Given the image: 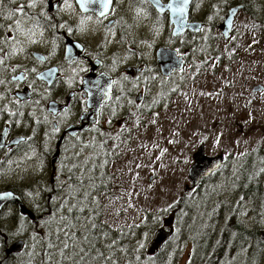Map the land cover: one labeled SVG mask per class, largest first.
Instances as JSON below:
<instances>
[{
  "label": "rangeland",
  "instance_id": "1",
  "mask_svg": "<svg viewBox=\"0 0 264 264\" xmlns=\"http://www.w3.org/2000/svg\"><path fill=\"white\" fill-rule=\"evenodd\" d=\"M24 1L10 0L11 9L3 11L6 29L1 38L5 46L0 53V71L6 73L2 71L0 74V104L3 94L10 89L8 85H1L3 75L10 78L12 71L27 64L32 66V50L39 47L34 43L31 31L27 32L28 23L19 20L17 11L22 10ZM254 2L264 5L262 0ZM239 11L234 15L228 36L218 31V37L212 44L204 42L197 52L186 56L188 60L186 63L183 61L182 69H175L169 75L160 68L150 70L153 82L148 87L146 79L149 74L135 86L129 83L122 88L117 87L115 99L105 104L101 134L86 135V141L79 144V148L73 146L72 150H66L61 162L56 164V171L63 179L61 187L65 181L68 185L67 170L78 163L96 165L101 177L104 169L108 168L106 188L115 196L108 208L112 226L118 227L120 223L131 225L145 212L152 215L153 224L148 225L153 227L152 231H145L134 244L139 253L149 254L148 246L158 230L174 231L172 239L178 232L174 205L182 195L191 194L196 189L189 178V169L200 146H205L207 156H224L225 164L227 158L230 159L227 172H231V176L249 155H254L256 164L264 158V43L260 44L256 39V34L264 33V23L258 30L256 20L248 21L243 11ZM139 47L137 50L145 53L141 59L151 62L147 55L150 46ZM256 86L263 89L255 91ZM141 92L146 95L139 101L137 96ZM4 97L7 104L10 95ZM75 119L76 116L71 120ZM5 122L4 117H0V128ZM106 144L110 155L116 156L110 164L103 157ZM28 159L17 162V166L9 161L6 168L9 173L0 177V191L4 187L10 190L21 183L31 191L34 184L41 183L43 190L35 194L40 202L37 213L42 217L37 221L29 216L20 217L16 221L20 224L9 221L6 227L3 225L8 239L0 234V252L5 243L9 247L12 242L24 240L26 248L21 252L25 254L19 252L17 255L26 257L29 263H25L23 258L21 264H54L59 257L57 250L52 254L55 241L46 239L51 235L46 224L53 214L54 201L53 198L49 201L47 192L53 163L51 173V164L41 161L38 153L29 154ZM228 179H222L218 184L219 188L228 191L226 198L233 192ZM104 181L105 176L103 184ZM263 182L264 172L261 173ZM18 188L26 191L21 186ZM107 196L103 191L100 193L97 209ZM241 198L235 202V207H240V218L249 227L264 231V214L257 223L250 202ZM230 207L235 210L233 205ZM258 211L262 212L264 208ZM230 215L227 211L226 219L229 221ZM190 250L188 246L180 254L174 251V256L178 254V264H188Z\"/></svg>",
  "mask_w": 264,
  "mask_h": 264
},
{
  "label": "flooded vegetation",
  "instance_id": "2",
  "mask_svg": "<svg viewBox=\"0 0 264 264\" xmlns=\"http://www.w3.org/2000/svg\"><path fill=\"white\" fill-rule=\"evenodd\" d=\"M254 1L188 0L180 13L175 0H113L105 17H99L97 6L85 9L79 0H26L21 3L22 10L17 11L19 20L28 23L27 32L31 31L39 47L32 50V66L27 64L12 71L10 78L6 75L5 80H1L10 87L3 95L10 97L5 104L6 98L2 96L0 104V117L6 120L0 128V137L4 136L0 138V177L9 173L6 170L9 161L17 166V162L28 159L32 153H38L41 161L50 163L52 173L51 162L58 151L61 162L63 153L73 146L79 148V144L86 141V135L101 134L106 105L95 111L83 88L85 78L92 75L93 70L97 75L105 74L112 79L111 102L116 97L117 87L129 83L135 86L150 70H162L158 62L160 49L174 51L186 63V56L197 52L204 42L212 44L218 31L226 34L224 23L235 9V13L243 11L248 21L254 18L259 30L264 23V5ZM256 39L263 44L264 33L256 34ZM138 45L150 46L147 55L151 62L141 59L145 53L137 50ZM20 74L22 76L16 79ZM146 82V87L152 84L151 74ZM144 95L145 92L139 93L137 99L143 100ZM50 176L47 192L49 201L52 198L54 201L52 210L62 192L60 181L63 179L58 171ZM22 184L10 190L4 187L0 193L12 191L19 196L37 221L42 216L37 213L40 202L35 193L43 190V185L34 184L30 191ZM20 186L26 191H20ZM15 215L18 219L28 216L20 212L17 203H9L0 211V234L6 239L3 225L9 221L16 225L21 223L14 221ZM18 241L24 242L22 250L25 249L26 242ZM18 241L9 247L5 243L0 252L4 253L0 255V264H21L23 258L29 263L18 253L9 254L11 246Z\"/></svg>",
  "mask_w": 264,
  "mask_h": 264
},
{
  "label": "trees",
  "instance_id": "3",
  "mask_svg": "<svg viewBox=\"0 0 264 264\" xmlns=\"http://www.w3.org/2000/svg\"><path fill=\"white\" fill-rule=\"evenodd\" d=\"M11 7L10 0H0V53L5 46L1 42L6 29L3 11ZM2 71L6 73L1 70L0 74ZM5 77L3 75V80ZM1 85L5 87L6 82H1ZM103 157L107 164L116 160V156L110 155L107 144ZM227 160L224 168L202 180L191 194H184L177 200L174 207L178 232L154 255L150 253L149 246V254L139 253L134 247L145 231L153 229L148 226L154 221L150 213L140 215L131 225H111L108 208L115 196L106 188L108 168L104 169L102 177L96 165L90 162L69 168L68 185L63 182L52 217L46 224L51 234L46 239L55 241L52 254L57 250L59 256L54 264H178V254L188 246L191 249L188 264H264L261 232L243 222L239 215L240 207H235L238 197H242L250 202L256 222L263 219L264 211L259 212L258 209L264 208L261 183L264 158L256 164L254 155H249L245 161L242 160L233 176L227 172L230 159ZM104 176L106 182L103 184ZM222 179H228L227 183L232 184V197L228 194L226 198L228 191L219 188ZM102 191L109 197L97 209ZM227 211L231 213L230 221L226 219ZM17 220L15 215L14 221ZM174 251L178 253L176 256Z\"/></svg>",
  "mask_w": 264,
  "mask_h": 264
},
{
  "label": "water",
  "instance_id": "4",
  "mask_svg": "<svg viewBox=\"0 0 264 264\" xmlns=\"http://www.w3.org/2000/svg\"><path fill=\"white\" fill-rule=\"evenodd\" d=\"M236 9L232 11L226 19V23H224V31H226V36H228L229 28L228 22H231V25L234 20ZM158 62L162 67V71L165 75L171 74V72L175 69H182L183 60L180 57L176 56L174 51L160 49L158 51ZM46 75V74H45ZM22 76L20 74L16 79ZM53 77V76H52ZM83 88L89 94V105L95 111H98L102 105H105L110 101L111 93H112V79L105 75H97L96 70H93L92 75L85 78ZM262 86H256L254 88L255 91L262 90ZM22 94V93H19ZM18 94V95H19ZM26 97V96H25ZM52 106V105H51ZM94 114V113H93ZM89 117V116H88ZM73 131V128L70 130ZM4 136L0 138L3 139ZM60 152L58 151L56 155L52 159L53 163V176L56 171V164L59 161ZM194 164L189 169V178L193 183L194 187H198L202 180L212 176L215 172L220 170L225 165V158L222 155H218L215 157H210L205 154V146L202 145L194 155ZM263 192H264V182L262 183ZM11 193V196H5L0 198V211L9 203H17L20 212L24 215H28L32 220L35 219V214L26 207L24 202L20 199L19 196L14 194L12 191H4L1 192L0 195ZM174 231L170 230L169 232L166 229L158 230L152 242L149 245V251L152 255L158 253L160 249L165 245V243L172 237ZM261 238L264 240V231L261 232ZM23 241L16 242L13 246H11L9 250V254L11 253H19L24 247Z\"/></svg>",
  "mask_w": 264,
  "mask_h": 264
},
{
  "label": "snow or ice",
  "instance_id": "5",
  "mask_svg": "<svg viewBox=\"0 0 264 264\" xmlns=\"http://www.w3.org/2000/svg\"><path fill=\"white\" fill-rule=\"evenodd\" d=\"M79 2L81 6L84 7L85 9H87L91 5L97 6L99 11V17H105L109 13L110 5L113 4V0H79ZM143 2H149V0H143ZM187 3L188 0H175V4L177 5L176 10L180 13H183L182 5ZM228 27L229 28L231 27L230 21L228 22ZM0 63H2V61H0ZM261 171L264 172V169H261ZM5 196H11V193L0 195V198H3ZM65 247H68V245L65 244Z\"/></svg>",
  "mask_w": 264,
  "mask_h": 264
}]
</instances>
